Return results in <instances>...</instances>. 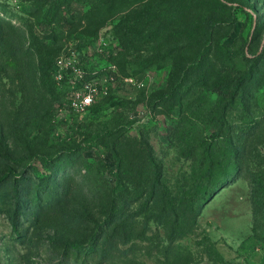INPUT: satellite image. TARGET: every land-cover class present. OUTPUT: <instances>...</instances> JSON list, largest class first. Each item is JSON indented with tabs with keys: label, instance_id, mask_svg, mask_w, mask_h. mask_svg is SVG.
Listing matches in <instances>:
<instances>
[{
	"label": "rangeland",
	"instance_id": "obj_1",
	"mask_svg": "<svg viewBox=\"0 0 264 264\" xmlns=\"http://www.w3.org/2000/svg\"><path fill=\"white\" fill-rule=\"evenodd\" d=\"M161 1L0 0L2 36L16 37L25 49L30 45L35 72L40 55L54 60L69 49L93 68L103 42L123 75L81 118L65 99L47 96L38 73V95L17 122L0 117V155L6 157L1 186L9 181L10 186L28 185L29 180L39 184L30 175L31 165L40 175L48 174V163L56 169L36 197L35 190L26 189L33 200L21 209L12 206L11 216L0 210V264H165L154 235L164 232L150 217L157 210L144 212L145 199L122 194L127 182L117 187L115 140L123 134L149 140L162 181L175 193L208 167L213 169L205 178L211 184L225 169L236 168L231 180L216 182V195L201 200L200 229L181 242L193 252V264H264V0H223L228 7L191 0L167 35L180 26L186 33L198 32L201 22L219 19L212 40L221 45L219 54L234 61L233 68L224 72L218 66L211 76L200 77L197 72L175 73L166 64L140 73L131 69L136 82H127L123 63L134 56L119 54L113 26L124 14ZM167 6L162 4L164 10ZM32 33L42 42L28 44ZM174 43L169 49L181 45ZM162 44L147 40L140 55L149 57L148 51ZM192 54L189 48L170 57L188 60ZM239 79L245 84L233 98ZM172 91L175 96L164 97ZM248 118L255 121L250 129ZM115 197L126 202L124 212H138V220L151 231L126 243L113 238L107 258L101 254L118 211ZM75 245L82 252L74 253ZM95 250L99 253L92 257Z\"/></svg>",
	"mask_w": 264,
	"mask_h": 264
},
{
	"label": "trees",
	"instance_id": "obj_2",
	"mask_svg": "<svg viewBox=\"0 0 264 264\" xmlns=\"http://www.w3.org/2000/svg\"><path fill=\"white\" fill-rule=\"evenodd\" d=\"M189 1L191 0H163L160 3L147 4L138 11L124 14L114 24L113 32L122 50L119 54L124 55V57L134 56V59H127L123 63V67L128 71L129 75L133 74L132 70L140 73L152 67L162 68L166 64L171 65L172 71L174 70L175 73L180 71L188 75L197 72L200 77L211 76L215 73L218 66H223L221 71L224 72L233 68L234 61L230 57L219 54L221 45L214 43L212 40L213 30L218 25L219 19L214 18V20H209L206 24L201 22V25L197 27L200 29L198 32L186 33L187 29L183 28L184 30H182L180 26L177 27L178 30L173 35L167 36L172 27L179 22L178 20L184 10V6ZM214 1L217 4L219 3L220 6L228 7L223 0ZM162 4L168 5L166 10L163 9ZM147 40L154 43L159 42V44L163 43L160 48L157 49L156 47L157 50L155 48L149 50V57L140 55L141 48H143ZM176 40L180 41L181 45H175L176 47L169 49L170 46L175 44ZM40 42L42 40L34 33H32L30 41H27L28 44L33 43L34 45ZM246 45H248V41L244 42L243 55H246ZM189 48L192 49L193 54L188 60L170 57L171 54L187 52ZM164 51L167 52L165 53ZM98 53L100 58L93 68H90L88 64L82 61L85 68L94 70L109 63H116L120 68L116 58L108 51L107 45L103 46L102 51H98ZM212 56L215 59L214 62L210 61ZM33 57L34 52L30 45L25 49L24 46L20 45V41H17L16 37L3 38L2 31H0L1 120L3 115L10 121L17 122L26 105L37 97L36 75L38 73L44 80L43 86L46 88L47 96L54 101L65 99L68 105V84L66 82L59 84L53 75L54 66L59 56L54 60H48L44 55H40V67L36 72L34 71V65L32 66ZM236 82V86L233 87V98L238 96L239 89L245 84V81L240 79L236 80ZM173 96H175V91L164 95V97ZM19 98H21L20 101H18ZM254 124L255 121L248 118L246 122L247 128H252ZM0 141H2V135L0 136ZM115 147L117 151H115L114 155L118 162L117 187L119 188L123 181L127 182L128 185L120 189L122 194L126 196V193H129L133 199H145L144 212L157 210V213L150 215V217L160 224L164 232V236L159 231L154 233L158 241L156 250L162 256L163 262L165 264H193V252L181 241L188 235L196 234L200 229L198 218L203 208L201 200L212 194H217L219 191H216V182L221 178L226 181L231 180L236 168L225 169L223 174L211 184L205 178V176L211 174L210 170L213 169L208 167L203 171L205 173L200 174L192 182L188 183L187 189L180 193H175L162 181L161 165L149 140L143 137L123 134L115 140ZM5 160L6 157L0 155V169L5 164ZM230 163H232V160L229 161ZM48 165L50 166L48 174L45 175H40L35 166L31 165L29 167L31 170L30 175L39 178V184L36 186L30 183V177L25 180V182L29 180L28 185L19 183L18 186H10L11 181L8 182V185L7 183L4 186L0 185V210L11 216L14 214L12 206L21 209L22 205H26V201L33 200L31 193L24 192L28 188L31 191L35 190L34 197L38 195L39 189L47 184L52 175L56 174L53 164L48 163ZM25 167L28 168L27 165ZM214 191L216 192L214 193ZM112 195L111 193L110 196ZM200 196L201 198H199ZM12 200L13 204H11ZM114 207L118 210L117 215L112 217L109 224V235L105 239L107 245L106 249H104L105 254L101 252V255L107 258L112 253L109 244L113 242V238L116 237L126 243L135 237H139L138 234H147L148 231H151V227L147 223L138 220V212H124L127 204L121 198H114ZM72 248L74 253L82 252L80 246L75 245ZM90 252H92V257L99 253L98 250Z\"/></svg>",
	"mask_w": 264,
	"mask_h": 264
},
{
	"label": "built area",
	"instance_id": "obj_3",
	"mask_svg": "<svg viewBox=\"0 0 264 264\" xmlns=\"http://www.w3.org/2000/svg\"><path fill=\"white\" fill-rule=\"evenodd\" d=\"M103 46L105 45L101 42L99 51H102ZM53 75L59 84L64 82L68 84V106L81 118L107 94L114 82L123 77L116 63L88 70L84 67L78 54L72 49L59 55ZM124 79L127 82H136L135 76L132 75H128Z\"/></svg>",
	"mask_w": 264,
	"mask_h": 264
},
{
	"label": "water",
	"instance_id": "obj_4",
	"mask_svg": "<svg viewBox=\"0 0 264 264\" xmlns=\"http://www.w3.org/2000/svg\"><path fill=\"white\" fill-rule=\"evenodd\" d=\"M214 195H216V193H215ZM214 195H213V196H214Z\"/></svg>",
	"mask_w": 264,
	"mask_h": 264
}]
</instances>
